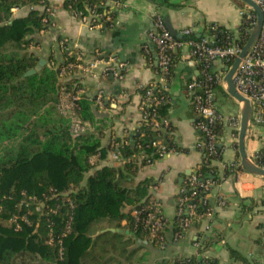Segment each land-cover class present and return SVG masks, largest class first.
I'll return each instance as SVG.
<instances>
[{
    "label": "trees",
    "instance_id": "obj_1",
    "mask_svg": "<svg viewBox=\"0 0 264 264\" xmlns=\"http://www.w3.org/2000/svg\"><path fill=\"white\" fill-rule=\"evenodd\" d=\"M115 1L120 3V0ZM150 1L157 4V11L162 16L161 6L172 7L169 0ZM62 6L71 15L84 16L93 10L99 15L103 29L108 28L105 12L109 6L101 0H63ZM48 7L47 0H0V264H30L37 260L40 264H111V260L103 255L109 254L120 243L130 244V237L142 239L146 236L142 226L125 210L128 207L140 210L158 202L151 194V188L157 182L152 179L135 181L137 172L148 160L150 164L157 160V151L151 147V142L163 137L167 150L187 151L171 135L173 127L169 125L163 132L146 123H141L124 138L110 132L106 147H101L111 124L107 118L94 113V99L85 94L78 101V114L89 127L81 135L71 136L69 121L58 113L56 104L61 87L73 94L82 90L80 78L75 76L78 69L66 67L83 62L76 60L78 51L70 48L69 42L60 35L55 37L47 53L32 51L40 47L39 33L49 30L52 19L45 11ZM21 8H27V14L13 16L11 10ZM109 16L115 20L116 12H110ZM210 34L222 44L234 39V33L221 26ZM198 38L197 33L193 34L192 39ZM171 53L173 63L168 87L174 59L180 55L179 51ZM41 59L45 63L40 70L27 75ZM64 68L62 82L60 74ZM152 69L154 73L157 71L154 65ZM213 88L217 96H228L220 87L213 85ZM138 92L143 97L145 90ZM163 95L165 99L155 112L157 121L167 119L171 107L168 94ZM146 112L150 116L152 109L146 108ZM216 131L223 137L221 123L217 124ZM109 152L116 153L120 167L98 164ZM217 152L216 157L204 159L205 162L196 169L198 181L211 174L212 181L220 183L211 161L222 160V149L218 148ZM139 153L144 157L141 161L132 158ZM96 154L99 159L91 165L89 158ZM257 164L262 165L261 160H257ZM180 188L189 195L187 176ZM196 191L197 196L186 204H195L196 212L202 214L211 206L210 201L207 199L202 205V193L200 189ZM38 204L39 210L35 211L34 206ZM122 221H125L123 226ZM174 225L175 232H180L177 218ZM108 227L126 230L129 239L117 241L123 236L119 232L99 233ZM49 238L53 239L52 244H48ZM121 252H125V248ZM133 255L134 251L126 254L132 258ZM229 258L232 262L252 264L233 249H229ZM172 264L217 262L193 256L174 260Z\"/></svg>",
    "mask_w": 264,
    "mask_h": 264
},
{
    "label": "crops",
    "instance_id": "obj_2",
    "mask_svg": "<svg viewBox=\"0 0 264 264\" xmlns=\"http://www.w3.org/2000/svg\"><path fill=\"white\" fill-rule=\"evenodd\" d=\"M47 1L52 8L51 19L54 27L39 33L41 44L33 52L47 53L55 37L60 35L69 42L70 48L74 47L80 52L85 65L109 58L127 65L122 81L101 77L100 65L89 72L78 69L79 73L75 74L82 85L80 94L94 99L93 95L98 89L104 92V107L96 108L93 105V111L106 113L107 116L102 118L111 122L107 136L101 141V147H106L110 132L116 137L124 138L141 123L139 106L142 95L138 90L155 79V73L147 65L142 47L148 44V34L153 30L152 16L157 11V4L150 0H120L115 25L105 29L102 26L99 29L83 24L63 8L60 0ZM168 4L172 7L165 9L164 16L169 17L172 28L178 33L191 27L199 35L208 24H217L234 34L239 31L238 10L242 3L234 0H169ZM27 12V8L16 9L13 16H25ZM177 51L180 55L174 59V70L167 90L171 107L166 120L174 129L171 135L187 152L157 159L153 164L141 168L135 178L136 182L145 179L157 182L158 188L152 197L160 204L161 213L166 220V242L159 247L147 236L135 239L126 230L109 227L105 229L119 230L114 232L126 236L125 240L130 237L129 249L134 251L133 259L131 263L124 261L122 264H172L176 259L193 256L211 258L217 264H242L230 260L229 249L238 251L252 264H264V182L251 176H244L236 182L229 175L224 166L236 161L237 152L228 144L223 145L222 160L213 162L221 181L208 197L211 214L191 224L180 237L175 235V197L186 177L185 173L189 170L195 171L203 158L193 147L197 137L193 129L194 114L184 89L185 82L193 79L197 71L186 59V49L174 50ZM231 105L230 112H224L225 115H236L240 111V106L233 99ZM223 131H227L224 124ZM249 146L256 149L259 144L250 142ZM117 163L119 162L111 158L110 152L98 162L99 165L113 166H117ZM220 198L226 202L223 207L217 205ZM124 224L125 221H122L121 225ZM197 244L201 246L200 249H197ZM139 257L143 258L140 262L137 261Z\"/></svg>",
    "mask_w": 264,
    "mask_h": 264
},
{
    "label": "built area",
    "instance_id": "obj_3",
    "mask_svg": "<svg viewBox=\"0 0 264 264\" xmlns=\"http://www.w3.org/2000/svg\"><path fill=\"white\" fill-rule=\"evenodd\" d=\"M101 1H103L106 6H109V10L105 12V22L109 23L108 27H113L115 25V20L111 19L109 13L112 11L117 12L121 3H117L115 0ZM253 1L259 6L262 13L261 33L256 44L241 61L237 70L233 74L232 82L236 92L247 99L251 107L250 123L246 136L247 155L256 165L264 169V152H262L264 147V0ZM60 3L63 5V0H60ZM15 10L16 9H12V13ZM45 11L48 13L49 17L52 18V8L49 6ZM73 15L90 28L100 29L103 26L99 23V15L93 10H89L88 15ZM163 17L164 16L158 11L153 14V30L148 34V44H145L142 47L147 65L151 67L154 65L157 68V71L155 72V79L151 83L139 87V89L145 90L139 106L141 123L152 124L154 128L161 129L163 132L169 127L168 120H156L155 112L159 104L165 99L163 94H167V81L171 75V64L173 63L171 52L175 49H186V59L190 61L191 65H193L194 69L197 71V75L194 76L193 79L185 82L184 89L188 95L194 114L193 129L195 130L197 137L193 147L203 155L204 158H202L200 163L202 164L206 159H211L218 155L217 145L219 143H222V147L219 148L222 149V152L224 148L223 145L228 144V146H231L233 149L234 145H236L240 111L236 113V115H225L221 110V107H219L217 94L215 93L213 85L220 87L226 94L223 80L225 68H229L240 53L252 32L256 17L251 7L242 3V6L238 10L240 21L239 31H241V35L238 31L234 34V39L228 41L226 44L220 43L214 35L210 34V32L215 31L219 27L217 24L205 25L202 32L199 33L198 39H192L193 34L196 33L193 28H184L179 32L181 40H177L167 31ZM49 26V29H53L54 23L51 21ZM40 33H43V31ZM72 49L76 50L74 47H72ZM78 52L76 54V60L82 61V55ZM151 53L153 54L152 56ZM98 65H100L99 75L101 77H112L118 81L124 79V73L127 68L126 63H116L115 60L111 58L105 61H95L89 65L82 64L72 66L68 64L66 68L83 69L89 72L91 69H95ZM63 70H65V68L62 69L60 74L62 82L64 81ZM79 100V92L73 94L66 91L64 87H61L56 109L60 115L68 119L69 132L73 137L81 135L89 127L88 124L82 121L79 117ZM105 103L106 98L104 97V92L98 89L94 96V106L96 108H103ZM146 108L152 109V114L150 116L147 114ZM219 123L222 125L224 124L227 129L223 137H219L216 131L217 124ZM250 142H257L259 147L256 149L250 148ZM151 147L156 149L158 160H162L168 155L179 153L172 149L167 150L163 137L152 141ZM235 151L237 152V146ZM202 152H204L205 155ZM110 154L114 161L119 162L116 153L110 152ZM132 158H137V156ZM98 159V154L93 155L89 158V163L93 165ZM257 160H261L262 165L257 164ZM211 161L213 164L214 160ZM146 164L150 165V161L148 160ZM198 168L199 167H197V169ZM224 168L236 182L242 180L244 176L255 177L247 174L242 168H240L238 155L236 161L228 164L226 163ZM187 185L191 189L189 195H186L185 189L180 188L175 197V218H177V225L180 229V232H175L176 237H180L185 233L194 221L203 219L211 214L210 207L206 208L202 214H198L196 212L195 204H186L189 199H193L197 196L196 189H200V192L202 193L200 201L202 202V205H204L210 196V192L213 189H216L219 184H215L208 177L198 181L195 170L193 174L187 176ZM157 188V185L153 186L151 188V194H154L157 191ZM225 204L226 202L222 198L217 200L218 206L223 207ZM34 210H39L37 205L34 206ZM127 211L134 217L135 222L140 224L143 230L146 231V236L150 241L159 247H162L165 244L166 239L164 230L166 220L161 213V206L158 202L151 206L143 207L140 210L130 207L127 208ZM23 221H27L25 217H23ZM12 222H15V220ZM16 228L19 229V224L17 223ZM52 242L53 239L49 238L48 244H52ZM196 247L197 249L201 248L198 244ZM59 253L61 256V250ZM176 260L180 261L181 259Z\"/></svg>",
    "mask_w": 264,
    "mask_h": 264
},
{
    "label": "water",
    "instance_id": "obj_4",
    "mask_svg": "<svg viewBox=\"0 0 264 264\" xmlns=\"http://www.w3.org/2000/svg\"><path fill=\"white\" fill-rule=\"evenodd\" d=\"M238 1L243 3V4L248 5L249 7H251V9L253 10V12L255 14L256 21H255V25L252 29V32L249 35L246 43L242 47L240 53L238 54V56L236 57L234 62L231 64V66L229 68H227V67L225 68V75H224L223 80H224V84H225L226 94L229 97H231L233 100H235L240 106V121H239V129H238L237 142H236L237 155L239 158V166L247 174H250L252 176H255L259 179L264 180V169L261 168L260 166L256 165L248 157L247 152H246V136H247V130H248V126L250 123V117H251L250 103L247 99H245L244 97H242L241 95H239L236 92L234 85H233V82H232L233 74L237 70L241 61L245 58V56L249 53L251 48L258 41V38H259L260 33H261V28H262V13H261L259 6L253 0H238ZM163 21H164V25H165L167 31L170 33V35L175 37V38H180L179 33L172 28L170 21H169V17L167 15H165L163 17ZM151 26H152V24H151ZM44 63H45V61L43 59L39 60L38 65L34 69L27 72L26 74L30 75V74L35 73L36 71H39L41 66L44 65ZM93 96H95V94ZM95 114L98 117L107 116L106 113H96L95 112ZM217 146H218V148H221L222 143H219ZM120 166H121V163H117V167H120ZM193 173H194V171L189 170L185 173V175L190 176ZM208 178L210 180H213L214 177H213V175L210 174L208 176ZM179 181L181 182L182 178H180ZM128 208H130V207H128ZM126 212H128V211L126 210ZM108 231L114 232V231H119V230L105 229V230L101 231V233L102 232H108Z\"/></svg>",
    "mask_w": 264,
    "mask_h": 264
},
{
    "label": "rangeland",
    "instance_id": "obj_5",
    "mask_svg": "<svg viewBox=\"0 0 264 264\" xmlns=\"http://www.w3.org/2000/svg\"><path fill=\"white\" fill-rule=\"evenodd\" d=\"M156 1H160V0H156ZM167 7L164 5V6H161V10L162 12H165V9ZM83 93L80 94V96L82 97ZM86 95V94H85ZM218 98V104L219 106L221 107V110L223 112H226V113H229L230 112V109L229 107L231 108V97L229 96H225L223 94H218L217 96ZM95 107V106H94ZM111 122H109L110 124ZM109 154V153H108ZM143 155H140V153L137 155V161H140L142 160L143 158ZM38 208H39V204L37 205ZM100 223V221H99ZM98 223H96V226H97ZM105 224V223H104ZM99 225V224H98ZM105 225H103L102 227H104ZM96 228V227H95ZM99 228V227H97ZM96 235V234H95ZM94 235V236H95ZM126 236H122V237H119V239L117 238V241H120V242H124L126 241ZM129 246H131V244H121L119 246L116 245V248H113V250L109 253V254H105L103 255V257L105 259H110L111 260V264H122V262L124 261H130L131 263V260L133 259L132 256H126V254H130L132 251L129 249ZM125 248V252H121L122 249ZM143 256V255H142ZM140 257L137 259V261H139ZM113 261L115 263H113ZM28 262V261H27ZM30 264H40V260H37V261H33V262H29ZM20 264V263H19Z\"/></svg>",
    "mask_w": 264,
    "mask_h": 264
}]
</instances>
